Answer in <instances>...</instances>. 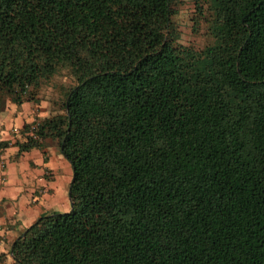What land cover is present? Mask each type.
Instances as JSON below:
<instances>
[{
    "label": "trees",
    "instance_id": "1",
    "mask_svg": "<svg viewBox=\"0 0 264 264\" xmlns=\"http://www.w3.org/2000/svg\"><path fill=\"white\" fill-rule=\"evenodd\" d=\"M179 1L0 0V111L69 77L13 144L71 169L0 264H264V0H201V45Z\"/></svg>",
    "mask_w": 264,
    "mask_h": 264
},
{
    "label": "crops",
    "instance_id": "2",
    "mask_svg": "<svg viewBox=\"0 0 264 264\" xmlns=\"http://www.w3.org/2000/svg\"><path fill=\"white\" fill-rule=\"evenodd\" d=\"M38 104L7 102L0 111V142L5 143L0 148V255L5 263L10 262L11 241L23 228L40 214L69 208L71 169L55 141L46 138L40 147L21 152L13 144L23 140V124L48 115Z\"/></svg>",
    "mask_w": 264,
    "mask_h": 264
},
{
    "label": "rangeland",
    "instance_id": "3",
    "mask_svg": "<svg viewBox=\"0 0 264 264\" xmlns=\"http://www.w3.org/2000/svg\"><path fill=\"white\" fill-rule=\"evenodd\" d=\"M200 4L201 0H180L177 5V11L172 16L180 40L183 42H191L195 45H201L207 39L205 23L201 19L198 22L196 21L197 12L200 11ZM68 80L69 77L63 71L57 73L52 80V83L56 88L42 86L37 91V94L35 95L36 99L33 102L36 101L39 103L38 105L47 109L48 114L55 111L57 106L53 104V99L56 97L58 98V95L61 93V86L65 85ZM7 102L9 101L6 99L4 106Z\"/></svg>",
    "mask_w": 264,
    "mask_h": 264
},
{
    "label": "built area",
    "instance_id": "4",
    "mask_svg": "<svg viewBox=\"0 0 264 264\" xmlns=\"http://www.w3.org/2000/svg\"><path fill=\"white\" fill-rule=\"evenodd\" d=\"M12 131L15 132V133L18 132V128H15V127H14V128H12ZM28 134H29V135H32V133H31L30 131H28ZM22 136H23V135H22ZM32 136H34V135H32Z\"/></svg>",
    "mask_w": 264,
    "mask_h": 264
}]
</instances>
